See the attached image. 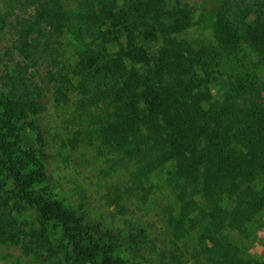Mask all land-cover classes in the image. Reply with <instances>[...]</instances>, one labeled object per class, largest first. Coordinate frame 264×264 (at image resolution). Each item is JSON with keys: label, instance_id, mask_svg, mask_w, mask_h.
<instances>
[{"label": "trees", "instance_id": "1", "mask_svg": "<svg viewBox=\"0 0 264 264\" xmlns=\"http://www.w3.org/2000/svg\"><path fill=\"white\" fill-rule=\"evenodd\" d=\"M121 2L84 0L76 11L66 0H23L22 56L44 58L72 34L73 65L50 73L55 105L76 100V111L104 141L110 133L115 148L144 154L154 166L172 162L194 196L220 203L203 213L218 227L209 229L212 234L227 233L214 243L233 256V264H252L235 237L247 239L264 216V18L258 14L241 29L220 14L213 41L190 42L180 38L194 23L188 4ZM58 57H50L52 68ZM19 82V97L0 88V173L41 221L61 227L90 264H124L116 247L55 194L40 123L44 95L30 79ZM22 122L34 148L20 145ZM187 219L194 227L196 221Z\"/></svg>", "mask_w": 264, "mask_h": 264}, {"label": "rangeland", "instance_id": "2", "mask_svg": "<svg viewBox=\"0 0 264 264\" xmlns=\"http://www.w3.org/2000/svg\"><path fill=\"white\" fill-rule=\"evenodd\" d=\"M22 1L0 0V19L5 21V25L0 22V88L19 97V80L24 77L40 87L47 108L40 123L49 145L50 184L57 197L96 227L101 238L116 247L124 264H233V256L214 243L227 233L212 234L209 229L218 227L203 216L220 203L194 196L172 162L154 166L144 154L115 148L108 141L113 136L110 133L104 141L76 111V100L61 108L55 105L50 73L67 63L73 65L77 40L66 34L54 45L57 52L52 53L49 47L44 58H24L19 49L20 26L26 16L20 10ZM66 1L76 11L84 2ZM180 1L193 12L194 23L180 35L190 42L213 41L220 14L241 29L244 21L254 24L258 14L264 18V0ZM51 54L59 55L53 68ZM23 124L19 127L20 145L34 148V136ZM187 217L196 221V229L190 228ZM262 222L247 239L237 233L235 237L239 245L244 242L240 250L253 259L252 264H264V216ZM206 223L211 226L207 228ZM0 264H90L59 225L41 221L35 209L17 197L2 173Z\"/></svg>", "mask_w": 264, "mask_h": 264}]
</instances>
